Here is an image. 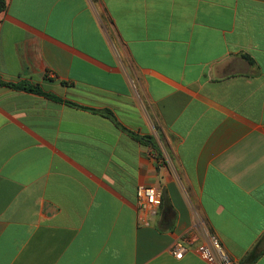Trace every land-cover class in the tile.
I'll return each mask as SVG.
<instances>
[{"label":"crops","instance_id":"1","mask_svg":"<svg viewBox=\"0 0 264 264\" xmlns=\"http://www.w3.org/2000/svg\"><path fill=\"white\" fill-rule=\"evenodd\" d=\"M0 80V264H264V0H6Z\"/></svg>","mask_w":264,"mask_h":264},{"label":"built area","instance_id":"2","mask_svg":"<svg viewBox=\"0 0 264 264\" xmlns=\"http://www.w3.org/2000/svg\"><path fill=\"white\" fill-rule=\"evenodd\" d=\"M161 204L162 192L160 189L142 184L137 186L136 206L140 211L154 214ZM185 250L186 247L184 244L176 243L173 249L174 256L177 259H180L183 256ZM213 254L220 257L222 264H233L232 260L222 253L219 243L214 236L210 237L209 246L203 249L204 257L208 258L209 260L213 259Z\"/></svg>","mask_w":264,"mask_h":264},{"label":"trees","instance_id":"3","mask_svg":"<svg viewBox=\"0 0 264 264\" xmlns=\"http://www.w3.org/2000/svg\"><path fill=\"white\" fill-rule=\"evenodd\" d=\"M5 6H6V0H0V11L4 10ZM0 85H8V86H11L13 88L24 89V90H28V91L42 93L39 91L37 86L28 85L26 83L12 84V83H5V82L0 80ZM44 95L47 97H50L54 100H59V98H57L55 96L48 95V94H44Z\"/></svg>","mask_w":264,"mask_h":264}]
</instances>
